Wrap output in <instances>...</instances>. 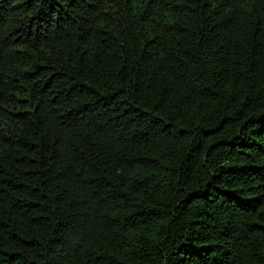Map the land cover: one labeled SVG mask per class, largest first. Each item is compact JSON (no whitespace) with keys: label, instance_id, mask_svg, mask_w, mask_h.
<instances>
[{"label":"trees","instance_id":"trees-1","mask_svg":"<svg viewBox=\"0 0 264 264\" xmlns=\"http://www.w3.org/2000/svg\"><path fill=\"white\" fill-rule=\"evenodd\" d=\"M0 264H264V0H0Z\"/></svg>","mask_w":264,"mask_h":264}]
</instances>
